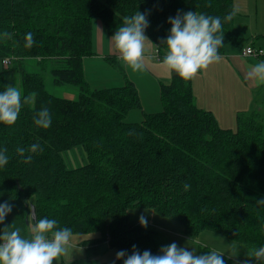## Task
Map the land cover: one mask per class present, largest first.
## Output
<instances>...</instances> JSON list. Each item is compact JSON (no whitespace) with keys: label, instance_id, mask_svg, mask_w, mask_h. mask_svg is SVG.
<instances>
[{"label":"trees","instance_id":"16d2710c","mask_svg":"<svg viewBox=\"0 0 264 264\" xmlns=\"http://www.w3.org/2000/svg\"><path fill=\"white\" fill-rule=\"evenodd\" d=\"M234 7V0H0V62L12 57L10 65L2 63L0 92L14 70L22 97L35 94L15 124H0V149L7 148L9 156L0 168V203L12 205L0 231L13 224L27 235L34 205L36 218L56 219L73 234L99 232L96 242L107 241L117 252L130 255L136 245L141 253L156 255L170 244L165 236L149 223L130 221L131 210L149 208L179 222L186 236L211 230L248 251L264 246V205L257 204L264 198V119L257 109L237 112L236 129L222 127L212 111L197 105L192 79L173 72L160 87L162 109L143 111L141 121H130L129 112L143 107L121 60L104 58L125 74L124 84L94 87L84 70V59L96 54V19L113 36L124 17L147 13L145 34L162 61L168 18L178 11L218 16L228 40L240 42L236 16L224 20ZM5 31L11 39L3 37ZM28 32L35 41L31 48L24 46ZM223 52L225 47L219 49ZM256 57L264 61V54ZM47 71L55 84L77 86L78 98L51 93ZM43 107L52 116L47 129L33 122ZM34 143L43 150L26 152L32 161L25 164L16 149ZM74 149L81 162L73 166L65 154ZM210 251L209 245H199L198 255ZM113 262L123 264V259Z\"/></svg>","mask_w":264,"mask_h":264},{"label":"clouds","instance_id":"9594fccd","mask_svg":"<svg viewBox=\"0 0 264 264\" xmlns=\"http://www.w3.org/2000/svg\"><path fill=\"white\" fill-rule=\"evenodd\" d=\"M238 12L239 9L234 7L224 20L231 21ZM168 23L171 24L169 35L161 43L165 46L162 66L169 75L174 72L181 79L191 80L200 71L221 62L223 57L219 49L224 47V33L220 17L192 11L186 13L178 11L175 17L168 18ZM148 27L147 13L137 11L123 18V26L117 28L109 40L118 58L133 72L144 71L146 60L149 59L145 55L146 45L153 44L145 35ZM3 37L11 39L12 34L5 31ZM24 39L26 48H31L35 43L31 32L26 33ZM245 78L257 86L264 85V61L251 66ZM34 98V93L22 97L20 89L5 85L4 91L0 92V124H15L22 105L34 104ZM33 122L40 128H49L52 124L49 108H41L34 116ZM42 150L40 144L34 143L28 148L17 147L16 153L24 158L23 163L29 164L32 155H25L26 152L35 153ZM8 163L7 148L0 149V168H4ZM189 187V184H184L185 190ZM257 204L264 205V198L258 200ZM11 211L12 205L9 202L0 203V224L4 223ZM139 222L142 227H147V219L143 214L139 217ZM21 233L22 229L13 224L0 231V264H53L61 257L72 254L74 234L70 228L60 227L56 219L32 216V222L27 229L28 234ZM132 249L130 255L125 250L118 251L116 260L123 259V264H226L223 251L213 249L197 255L195 249L189 251L187 247H178L175 242L162 246L159 254L156 255L150 250L141 253L136 245H133ZM237 255L238 247L233 244L229 257ZM252 260L264 264V246L247 251L244 264H250Z\"/></svg>","mask_w":264,"mask_h":264},{"label":"crops","instance_id":"0c3cea01","mask_svg":"<svg viewBox=\"0 0 264 264\" xmlns=\"http://www.w3.org/2000/svg\"><path fill=\"white\" fill-rule=\"evenodd\" d=\"M250 3L251 2L249 0L248 8ZM234 4L235 7L238 8V0H234ZM237 15L240 16V11L237 13ZM97 20L98 22L95 20L93 21V47L95 50L96 45L100 46V51L96 52L95 50V55L88 56L84 59V70L86 77L94 87L124 84L126 78L124 80L116 81L119 78L118 76L103 75L99 73L95 77V75L91 74L92 70L95 72H101L105 69H108L100 67L106 66L105 62H107V60L104 59L105 56L113 55L118 58L112 43L109 41L112 36L107 33L103 22L100 19ZM235 23L237 24L236 18ZM262 30L264 29L254 27V30L251 31V36L245 41V45L242 47V49L247 45H253L257 48L261 47L264 49L262 44L256 43V40L259 39L258 32H262ZM259 40L257 42H259ZM150 42L153 44L152 40H150ZM153 45H146V57H151L150 55H152V57H156L154 55L155 46ZM242 49L241 51H236L233 49L231 51L220 53V55L223 57L221 62L210 65L208 69L200 71L197 76L192 79L193 91L197 105L212 111L222 127L232 129L236 124L237 112L250 110L252 108H255L259 111L260 107L256 101H254L253 96V91L255 88L263 87L261 93L264 95V85L257 86L254 82H251L245 78L246 72L250 69V67L261 60L257 59L258 57L243 55ZM106 51H108V53L106 55L103 54V52ZM149 59L146 60L147 67L152 73L153 81L149 79L148 82L154 85L153 97H147L146 99H143V95L140 92L138 84L135 80L131 79L127 68L125 69V73L127 75L126 77L135 83L139 91L142 107H144L142 110L144 112H146V104L148 106L152 105V107L159 106L161 104V84L168 83L171 80V75L168 74L161 64ZM113 78H115V80H113ZM98 79L101 80L97 81ZM99 237V232L74 234L72 241L74 248L71 250V256L61 257L58 262L54 261L53 264H60L61 262H71L77 259L86 258L95 260L96 264H113V260L116 259L117 250L110 247L107 241L96 242ZM112 251L115 252L114 255H111L110 252Z\"/></svg>","mask_w":264,"mask_h":264},{"label":"rangeland","instance_id":"374dc122","mask_svg":"<svg viewBox=\"0 0 264 264\" xmlns=\"http://www.w3.org/2000/svg\"><path fill=\"white\" fill-rule=\"evenodd\" d=\"M248 2L249 0H238L237 7L240 11V16L238 15L236 16V22H237L236 26L238 27L240 42L234 44V42L233 43L230 42L224 34L223 44L226 51H231L233 49H235L236 51H241L242 47L245 45V41L247 40V38L251 36L252 34L251 31L254 30V27H258L259 29L260 28L264 29V0H250L251 3L249 5V8H248ZM95 21L98 22L97 19ZM258 38L263 40L257 39L256 43L262 44L264 46V30H262V32H258ZM258 40L259 42H257ZM95 50L96 52H99L100 46L96 45ZM107 53L108 51L103 52V54L105 55ZM150 56L151 57L149 58L151 59V61L158 62L162 66V61L158 60L156 57H152V55ZM257 59L260 58L258 57ZM1 64H0V69H1ZM105 64L106 66H100V65L99 66L101 68H108V69H105L101 72H97V71L95 72L94 70H92L91 74L95 75V77L99 73L103 75L118 76L119 78L116 81L125 79L124 74L121 71H119L116 67H114V65H112L110 62L107 61L105 62ZM124 67L125 69L127 68L125 65ZM127 71L131 79L135 80L136 83L138 84V87L140 88V92L143 95V99L154 96V85L148 82L149 79H151V81H153V79H152L151 71L148 70L147 61L144 71L133 72L130 68H127ZM45 73H46L45 74L46 87L51 93L57 96H61V97L63 96L71 99L78 98L79 90L77 86L71 84H55L52 80L49 71ZM100 80L101 79H98L97 81ZM113 80H115V78H113ZM107 81H112V80H107ZM8 83L10 86H15L18 89H20V91H22L19 75L16 71L11 70L9 72ZM262 89L263 87L255 88V90L253 91V96H254V101H256V103L260 107L259 112L263 115V119H264V95H262L261 93ZM160 100H161V95H160ZM162 106H163L162 101L159 106L152 107V105L148 106L146 104L145 111L146 112L159 111L162 109ZM143 117H144L143 110L135 109L129 112L126 119L130 121H141ZM236 127H237V121L233 129H236ZM78 152H79L78 149H74L68 151L65 154L66 160L69 163V165L74 166V165H78L81 162L80 161L81 156L78 155ZM142 214L146 217L147 223L153 225L158 232L164 235L166 240H168L170 244L175 242L178 245V247H187L189 251L195 249L197 255L199 253V245H209L211 247V250L216 249L218 251L225 252L224 258H229L231 260V263L226 262V264H244V261L247 259V251H248L247 248L244 245L226 237L225 235L215 231L205 230L195 236H186L183 234L182 225L179 222L155 214L154 211L149 208H136L131 210L130 211L131 223L133 224L140 223L139 217ZM233 244H235L238 247V255L236 257L230 258L229 253L232 252ZM110 253L111 255L115 254L114 251Z\"/></svg>","mask_w":264,"mask_h":264},{"label":"built area","instance_id":"2783aa9c","mask_svg":"<svg viewBox=\"0 0 264 264\" xmlns=\"http://www.w3.org/2000/svg\"><path fill=\"white\" fill-rule=\"evenodd\" d=\"M242 54L246 55V56H251V55L252 56H258V55L264 54V49L261 47L257 48L253 45H247L246 47L243 48ZM11 62H12V57H5L2 60V63L4 65H10Z\"/></svg>","mask_w":264,"mask_h":264},{"label":"water","instance_id":"95a60500","mask_svg":"<svg viewBox=\"0 0 264 264\" xmlns=\"http://www.w3.org/2000/svg\"><path fill=\"white\" fill-rule=\"evenodd\" d=\"M31 214H32V216L36 217V211H35V206L34 205L32 206ZM27 222H29V219H27Z\"/></svg>","mask_w":264,"mask_h":264}]
</instances>
